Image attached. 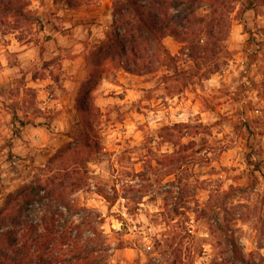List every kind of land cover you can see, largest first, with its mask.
Returning a JSON list of instances; mask_svg holds the SVG:
<instances>
[{"label":"clouds","instance_id":"clouds-1","mask_svg":"<svg viewBox=\"0 0 264 264\" xmlns=\"http://www.w3.org/2000/svg\"><path fill=\"white\" fill-rule=\"evenodd\" d=\"M17 217L0 264H264V0H0Z\"/></svg>","mask_w":264,"mask_h":264},{"label":"trees","instance_id":"trees-1","mask_svg":"<svg viewBox=\"0 0 264 264\" xmlns=\"http://www.w3.org/2000/svg\"><path fill=\"white\" fill-rule=\"evenodd\" d=\"M19 222V218H4L0 219V229L9 228L11 225H15ZM11 235V233H8Z\"/></svg>","mask_w":264,"mask_h":264},{"label":"rangeland","instance_id":"rangeland-1","mask_svg":"<svg viewBox=\"0 0 264 264\" xmlns=\"http://www.w3.org/2000/svg\"><path fill=\"white\" fill-rule=\"evenodd\" d=\"M239 258V257H238Z\"/></svg>","mask_w":264,"mask_h":264}]
</instances>
